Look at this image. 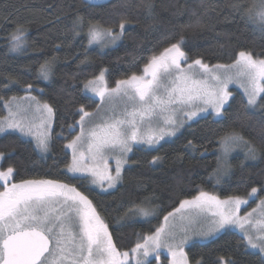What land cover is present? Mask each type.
Listing matches in <instances>:
<instances>
[{"label": "snow or ice", "instance_id": "1", "mask_svg": "<svg viewBox=\"0 0 264 264\" xmlns=\"http://www.w3.org/2000/svg\"><path fill=\"white\" fill-rule=\"evenodd\" d=\"M86 3L95 5L97 0H86ZM141 4L152 20L146 31L158 30L154 0H141ZM201 7L203 14L189 10L194 19L180 25L181 32L202 27L203 16L215 11L217 6L201 4ZM226 7L233 17L238 16L254 30L264 33V0L248 6L243 0H229ZM185 10L178 9L173 15H182ZM117 15L120 17L118 26L104 27L99 22L86 21L77 13L72 19L71 31L77 37L87 27L85 35L89 45L98 44L102 49L115 47L123 41L132 24L125 14ZM4 22L8 23L9 18L5 17ZM14 23L7 37V49L19 55L28 48L29 29L22 23ZM159 42L167 46L154 50L137 72L116 79L114 86H109L107 67L83 82L81 91L92 93L99 98V103L93 111H88L85 104L69 108L70 114L78 119L66 127L62 125L61 131L55 133L56 138L67 139L65 132L71 135L79 128L63 146L71 152V159L65 165V174L71 179L90 178V185L105 193L121 186L124 172L138 163H130V153L157 150L161 141L167 142L185 128L195 132L192 125L208 116L223 119L233 95L229 91L232 84L243 90L246 102L241 107L245 112L257 105L264 111L261 104L264 101V53L240 49L231 53L234 57L231 63L210 64L203 55L189 56L185 50L186 37L177 36L175 26L167 34L161 33ZM141 59L144 58L133 55L131 66L135 67ZM55 60L53 56L39 65L38 80L49 82L52 79ZM80 63L89 61L86 58ZM7 80L0 88L16 85L24 94L7 98L0 95V104L7 113L0 116V138L15 136L13 143H32L34 152L47 154L55 131L56 106L40 99L44 89L36 88L33 83L22 84L20 79L11 76ZM65 104L71 105L72 101L66 100ZM237 118L242 127L259 126L257 139L255 142L247 139L235 128L217 137L216 167L210 174L216 185L230 179L236 171L229 163V156L242 149L244 160L238 165L240 174L234 194L221 198L197 186L195 194L179 199L178 206L163 216L154 231L137 234L134 246L124 251L118 247L112 229L138 219L148 222L158 218L163 208L152 203L156 198L154 193L145 196L139 204L133 203L115 225H110L78 186L48 178L16 181L19 174L16 164L0 168V264H151L150 257L158 258L162 249L171 256L170 264H190L185 247L191 241L211 240L229 231L240 237L238 246L245 251L255 250L260 264H264V196L260 195L264 192V179L248 190V185L255 181L251 173L245 172V161L264 159V118L259 121L247 115ZM181 149L176 156L180 161L208 154V148L197 143L195 136L188 138ZM14 153L15 149L7 153L0 151V164ZM163 159L161 155H154L148 163L157 165ZM182 191L175 192L174 196L178 197ZM253 201H256L255 207L241 215ZM195 264L202 261L197 260ZM218 264H236V261L221 256Z\"/></svg>", "mask_w": 264, "mask_h": 264}, {"label": "trees", "instance_id": "2", "mask_svg": "<svg viewBox=\"0 0 264 264\" xmlns=\"http://www.w3.org/2000/svg\"><path fill=\"white\" fill-rule=\"evenodd\" d=\"M228 2L229 0H154V11L159 20L158 30L146 31V26L151 24L152 20L146 16L141 0H106L95 5L87 4L86 0H0V85L6 84L10 76L20 79L22 84L33 83L36 88L44 89V95L39 98L48 100L57 108L50 152L41 157L33 151L32 143H13L15 136H6L0 138V151L7 153L15 149V153L4 159L0 167L6 169L10 164H16L19 168L16 181L48 178L60 179L78 186L93 200L110 225H115L117 219L133 203L139 204L145 196L154 193L156 198L152 203L163 208L158 218L148 222L138 219L118 229H112L121 251L134 246L137 234L154 231L163 216L178 206L179 199L195 194L197 186L212 191L221 198L234 194L233 189L240 174L238 165L244 160V153L242 149H238L229 157V163L236 174L216 185L210 179V174L216 167L214 149L218 147L217 137L235 128L241 131L245 138L255 142L260 132L259 126L242 127L237 117L247 115L252 117L253 121L264 118V111H261L260 105L245 112L241 107L245 100L238 92H234L225 107L223 119L208 116L207 119H201L192 125L195 132L185 128L171 141L158 146L157 150L135 151L130 157V163L132 161L138 163L124 172V182L121 186L107 193L92 189L87 179H71L65 174L69 153L63 146L76 134L77 129L71 135L65 132L67 139L55 137V133L61 131L62 125L66 127L78 119V116L70 114L69 108L78 107L80 104H85L87 110L95 107L96 102L81 91L84 81L91 79L104 67L109 69L107 76L109 85H113L116 79H123L132 72H137L154 50L158 51L167 46V43L159 42L160 35L172 31L173 26L177 36L185 35L187 40L185 50L189 56L195 58L197 55H203L205 61L210 64L231 63L234 58L231 53L240 49L264 53V33L254 30L238 16L233 17L226 7ZM243 2L248 6L252 5L253 0ZM201 4H214L217 7L215 11L203 16L202 27L181 32L179 26L194 19L189 10L194 9L203 14ZM178 9L187 10L183 11L182 15H173ZM77 13L83 15L86 21L99 22L104 27H111L113 24L118 26L120 17L117 13H123L132 24L127 28L122 42L101 51L96 47L87 46L85 35L87 27L79 36L74 37L71 31L72 19ZM5 17L9 18L8 23L4 22ZM14 22L22 23L29 29L26 37L28 48L19 55L9 53L7 49V37L15 27ZM58 44L61 45L59 48L56 47ZM133 55L144 58L135 67L131 66ZM53 56L56 60L52 79L49 82L38 80L36 76L39 65ZM86 58L89 63L82 65L80 62ZM23 94L16 85L8 89L0 88V95L5 98ZM33 95L39 94L33 92ZM66 100H71L72 104L66 105ZM261 104H264V101H261ZM5 114L6 110L0 104V116ZM192 136H195L197 143L208 148V154L203 158L189 157L183 161L177 160L176 156L182 150L181 146ZM154 155H161L164 159L157 165H149L148 162ZM245 165V172L251 173L255 181L248 185L250 190L264 179V159L245 161ZM181 189L184 191L180 192L178 197L174 196V193ZM239 239L236 233L229 231L221 233L207 243L192 245L186 250L190 264H195L197 260L202 261V264H218V258L221 256L231 257L236 264H260L258 254L245 251L243 247L238 246Z\"/></svg>", "mask_w": 264, "mask_h": 264}, {"label": "rangeland", "instance_id": "3", "mask_svg": "<svg viewBox=\"0 0 264 264\" xmlns=\"http://www.w3.org/2000/svg\"><path fill=\"white\" fill-rule=\"evenodd\" d=\"M104 1H106V0H97V3H102V2H104ZM252 4H258V0H253V3ZM86 39H87V37H86ZM119 44V43H118ZM87 46H89V47H96V48H98L99 50H101V51H103V50H106V49H109V48H112V47H107V48H101V46L100 45H98V44H93V45H89L88 44V39H87ZM117 46V45H116ZM109 86H114V84L113 85H109ZM83 87V86H82ZM229 91H231L232 92V94H234V92H238V93H240L241 95H242V97L244 98V100H245V102H246V98L244 97V95H243V90L238 86V85H236V84H232V85H230L229 86ZM85 94H87L88 96H90L95 102H96V105L99 103V98H97V97H94L93 95H92V93H85ZM232 97H233V95H232ZM231 97V98H232ZM231 98H230V100H231ZM96 105H95V107L94 108H92L91 110H88V111H93V110H95V108H96ZM226 107H227V105H226ZM7 114V113H6ZM5 114V115H6ZM210 117H212V116H210ZM213 119H219V118H214V117H212ZM79 131V128H77V132ZM76 132V133H77ZM76 135V134H75ZM174 137H171V138H168L167 139V142L168 141H171L172 139H173ZM67 143V142H66ZM163 143H165V141H161V143H160V145L161 144H163ZM160 145H157L156 146V148L158 147V146H160ZM68 153H69V161H70V159H71V152H70V150H67V149H65ZM238 150V149H237ZM236 150V151H237ZM236 151H234L233 153H235ZM232 153V154H233ZM39 154V153H38ZM48 154V153H47ZM47 154H45V155H41V154H39L41 157H45ZM133 153H130L129 154V157H131V155H132ZM231 154V155H232ZM230 155V156H231ZM229 156V157H230ZM1 165V164H0ZM1 168V167H0ZM213 181H214V183H216V181H215V179L213 178L212 179ZM87 181H88V183H89V186L92 188V189H94V190H96V191H98V192H101V190L99 189V188H97L95 185H90V178H88L87 179ZM112 190H114V189H112ZM112 190H109L108 192H110V191H112ZM101 193H105V192H101ZM107 193V192H106ZM260 195L261 196H264V193L263 194H261L260 193ZM259 197H257V199H258ZM255 203H256V201H253L252 203H250L247 207H245L244 209H243V211L241 212V215H243V212H246V211H249L252 207H255ZM162 222V221H161ZM232 232V231H231ZM221 233H223V232H221ZM220 233V234H221ZM235 233V232H234ZM220 234H218L217 236H219ZM216 236V237H217ZM215 237V238H216ZM214 238V239H215ZM211 240H213V239H211ZM211 240H200V239H198V238H196V239H194L193 241H191L186 247H185V251L189 248V247H191L192 245H194V244H202V243H207V242H209V241H211ZM248 251H250V252H252V253H255V250H251V249H249ZM256 254H258V253H256ZM150 260H151V264H170V261H171V256L170 255H168V253H167V250L166 249H162L161 251H160V253H159V256H158V258L154 255V256H152V257H150Z\"/></svg>", "mask_w": 264, "mask_h": 264}]
</instances>
